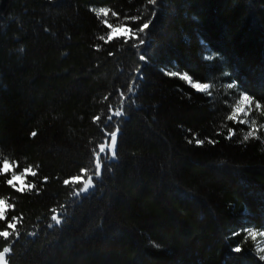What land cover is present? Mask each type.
<instances>
[{"label":"trees","instance_id":"obj_1","mask_svg":"<svg viewBox=\"0 0 264 264\" xmlns=\"http://www.w3.org/2000/svg\"><path fill=\"white\" fill-rule=\"evenodd\" d=\"M0 200L8 264H264V0H0Z\"/></svg>","mask_w":264,"mask_h":264},{"label":"snow or ice","instance_id":"obj_2","mask_svg":"<svg viewBox=\"0 0 264 264\" xmlns=\"http://www.w3.org/2000/svg\"><path fill=\"white\" fill-rule=\"evenodd\" d=\"M154 2V0H153ZM103 14L105 16L108 15V12L106 10H102ZM105 23L107 24V21H105ZM108 27L112 29V32L109 33L108 35V40L111 41L114 37V35L119 32L121 33L122 35L126 36L127 39H135L137 41H139L140 43H143L144 41L141 40V38L139 36H133L132 35V30L130 28H126V27H121V28H113L111 24H108ZM149 28V24L148 23H145L143 25V27L140 29L141 32H143L145 29H148ZM101 39H104V37H101ZM135 46V45H134ZM172 75H177V73H172ZM183 79L188 81L189 84H192V80L190 79V77L188 75H184L183 76ZM192 86L200 91H207L209 89V84L207 83H196V84H192ZM227 87L229 89L233 88L234 85L232 83H229L227 85ZM252 103V97L245 94L243 95L242 99H240V102L239 104H237L235 110L232 112V114L230 116H228V120H232V121H236L237 120V117H238V114L240 113H244L245 112V105H251ZM256 108H261V105L259 103L256 104ZM116 115H120V113H116ZM109 120L112 119L111 116L108 117ZM238 122H243V121H238ZM118 131V130H117ZM230 131V135L227 137V138H231V135L234 134L233 130H229ZM256 134V129L253 127V129L251 131L248 132V134L244 137V140H247L249 139V137H252V136H255ZM33 135H35V133H33ZM110 139H111V157L109 156H105V160H109L110 158H114L116 156V152H115V146L117 144V134L116 132H113L111 133V136H110ZM210 142H213L214 141H210ZM204 141L203 140H198L197 141V144H203ZM105 151V145H101L100 148H99V153H103ZM10 164L8 161H4V164H3V171L4 172H8L10 170ZM100 161H99V156L97 155L96 157V163L94 165V170L96 172V175L97 177H99L100 175ZM31 174L32 176H35L37 175L36 172L32 171L31 169H25L24 172L21 174V175H16V174H13L11 179L8 180V184L11 185L12 187H16V184L15 182L16 181H21V186L19 188L20 191H24V188L25 187H29V188H34L35 185H25L23 183V180L25 179V177L27 176V174ZM82 177L81 176H76L73 178L74 181L76 182H79L81 181ZM89 182H91V177H89ZM65 184H68L69 181L68 180H65L64 181ZM84 191H87V185H84V188H83ZM4 205H5V201L4 200H0V219L4 218ZM51 221L55 222L56 225H58L60 223V220L58 219V216L57 215H51L50 217ZM54 225L53 224H49V227H53ZM8 227L11 228V229H15L16 228V224L15 223H9L8 224ZM248 235L250 237H252L253 239L256 238L257 236V233L255 231H249L248 232ZM260 235L264 236V232H261ZM10 236V233L8 231H0V237H4V238H7ZM10 249L5 247L3 248L2 251H0V264H6V255L7 253H9ZM235 252H240L241 251V248L237 247L234 249ZM262 253H264V249H261L260 250Z\"/></svg>","mask_w":264,"mask_h":264},{"label":"rangeland","instance_id":"obj_3","mask_svg":"<svg viewBox=\"0 0 264 264\" xmlns=\"http://www.w3.org/2000/svg\"><path fill=\"white\" fill-rule=\"evenodd\" d=\"M115 35H117V36H119V35H122L121 33H119V32H117ZM196 89V88H195ZM209 89H210V87H209ZM209 89L207 90V91H201V92H209ZM196 90H198V89H196ZM198 91H200V90H198ZM242 99V98H241ZM249 105H245V112L244 113H240V114H238L240 117H247L248 116V114H249ZM11 168V167H10ZM30 174V173H29ZM29 174H27V175H29ZM27 177V176H26ZM25 177V179L23 180V183L25 184V182H26V178ZM83 181V179H81V182ZM16 183V185H17V187L18 188H20V186H21V181H16L15 182ZM26 185V184H25ZM26 188V187H25ZM6 210H7V206L6 205H4V215H5V212H6Z\"/></svg>","mask_w":264,"mask_h":264},{"label":"clouds","instance_id":"obj_4","mask_svg":"<svg viewBox=\"0 0 264 264\" xmlns=\"http://www.w3.org/2000/svg\"><path fill=\"white\" fill-rule=\"evenodd\" d=\"M260 259H261L262 261H264V256H260Z\"/></svg>","mask_w":264,"mask_h":264},{"label":"water","instance_id":"obj_5","mask_svg":"<svg viewBox=\"0 0 264 264\" xmlns=\"http://www.w3.org/2000/svg\"><path fill=\"white\" fill-rule=\"evenodd\" d=\"M6 264H8L7 260H6Z\"/></svg>","mask_w":264,"mask_h":264}]
</instances>
